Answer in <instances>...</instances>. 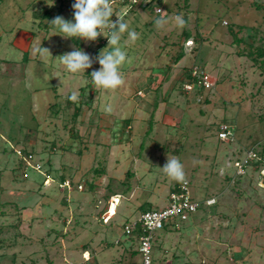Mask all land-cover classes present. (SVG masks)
<instances>
[{
  "label": "rangeland",
  "instance_id": "obj_1",
  "mask_svg": "<svg viewBox=\"0 0 264 264\" xmlns=\"http://www.w3.org/2000/svg\"><path fill=\"white\" fill-rule=\"evenodd\" d=\"M149 1L108 0L112 19L138 34H123V83L109 91L89 76L108 38L51 27L72 18L74 0H0V264H141L123 226L168 203V157L181 161L195 199L216 202L156 230L152 264H264V0ZM176 14L181 29L155 23ZM41 45L55 56L48 63L34 51ZM75 48L93 59L79 75L58 63ZM194 64L213 85L199 94L184 89ZM73 89L83 102L71 107ZM222 122L232 139L218 137ZM251 148L257 157L238 174ZM113 195L120 202L105 221Z\"/></svg>",
  "mask_w": 264,
  "mask_h": 264
},
{
  "label": "clouds",
  "instance_id": "obj_2",
  "mask_svg": "<svg viewBox=\"0 0 264 264\" xmlns=\"http://www.w3.org/2000/svg\"><path fill=\"white\" fill-rule=\"evenodd\" d=\"M53 3L54 0H52L51 4ZM72 8L71 19H65L63 16L58 15L50 21L54 34L67 38L79 37L92 41L96 40L99 35L106 36L108 38L107 46L102 48L95 57V61L100 67L93 70L89 76L94 86L109 91L117 89L123 83L121 67L128 61V54L122 46V36L126 32L127 39L134 42L138 37L137 32L131 29L127 21L120 16L115 15L117 17L115 21L112 19L114 12L108 0H74ZM169 20L178 29L183 28L186 24V20L180 14H176L173 17H160L155 23L159 27ZM106 32L108 33L107 35L105 34ZM34 51L38 53L45 63L55 57L48 48L42 45L34 49ZM58 57L59 65H62L64 70L72 75L85 73L86 69L93 63L92 57L82 48H75L58 55ZM68 99L77 101L78 93L75 89L71 91ZM99 110L110 113L112 111L111 102L102 99ZM160 168L168 178L175 182H183L185 179L183 165L175 157H168Z\"/></svg>",
  "mask_w": 264,
  "mask_h": 264
},
{
  "label": "built area",
  "instance_id": "obj_3",
  "mask_svg": "<svg viewBox=\"0 0 264 264\" xmlns=\"http://www.w3.org/2000/svg\"><path fill=\"white\" fill-rule=\"evenodd\" d=\"M124 1V0H123ZM138 0H128L130 5L136 3ZM157 13L163 12L161 6L155 8ZM212 82L208 73L198 64L192 65L189 71V77L184 82V89L186 92H203L206 89L212 88ZM198 96V95H197ZM199 100L203 99V95L198 96ZM234 136L233 127L225 122L219 124L218 137L223 140L232 139ZM19 153H22L19 150ZM257 157L254 148L249 149L246 158L239 164L237 173L244 174L245 166L250 164L252 159ZM28 158H33L32 153H28ZM260 158V157H259ZM36 167L40 168V164L37 163ZM72 182L70 179L65 178L60 182L61 187H71ZM82 188V184L78 185ZM115 199L116 206L119 204V200L112 196L107 214L104 216V220L107 221L114 214L110 212L111 205ZM120 199V195H119ZM206 205H211L216 202L215 197H208L203 201ZM203 202L195 199L190 193V181L184 179L183 182H175L168 196V203L165 206L142 211L136 218L128 221L123 226L124 234L132 235L139 240V252L142 255L141 264L153 263V248L155 232L158 229L166 227L180 228V222L187 220L193 213H195Z\"/></svg>",
  "mask_w": 264,
  "mask_h": 264
},
{
  "label": "crops",
  "instance_id": "obj_4",
  "mask_svg": "<svg viewBox=\"0 0 264 264\" xmlns=\"http://www.w3.org/2000/svg\"><path fill=\"white\" fill-rule=\"evenodd\" d=\"M22 32H23V31H22ZM23 33H24V32H23ZM75 87H77V83H75ZM63 90L67 91V90H68V85H66L65 88H64ZM94 97H95V94L92 96V99H94ZM95 98H98V96H96ZM78 101L80 102V104H82V102H83V100L80 99V98L78 97L77 101H71V100H68V104H69V106L72 107V104H73V103H77ZM49 104H50V103H49ZM49 106H52V105L50 104ZM74 108H75V110H74V115H75L76 118H77V117L80 115L81 107H79L78 105H76V106H74Z\"/></svg>",
  "mask_w": 264,
  "mask_h": 264
},
{
  "label": "trees",
  "instance_id": "obj_5",
  "mask_svg": "<svg viewBox=\"0 0 264 264\" xmlns=\"http://www.w3.org/2000/svg\"><path fill=\"white\" fill-rule=\"evenodd\" d=\"M151 1H153V0H150L147 4H145V6H148V5L151 3ZM122 4H128V0H124ZM50 11H51L50 9H46V11L42 14V16H43V17H49V16H50ZM181 57H182V55H179L178 58H177V60H179ZM29 153H31V152H29ZM262 157H263V156H260V158L258 159V161H263V160H261V159H263ZM251 162H252V161H251ZM251 162H250V163H251ZM63 179H64V178H63ZM63 179H62V180H63ZM134 237H135V236H134ZM136 238H137V237H136Z\"/></svg>",
  "mask_w": 264,
  "mask_h": 264
}]
</instances>
